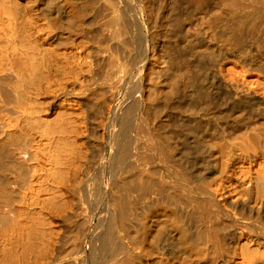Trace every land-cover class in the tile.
<instances>
[{
    "label": "bare ground",
    "instance_id": "bare-ground-1",
    "mask_svg": "<svg viewBox=\"0 0 264 264\" xmlns=\"http://www.w3.org/2000/svg\"><path fill=\"white\" fill-rule=\"evenodd\" d=\"M0 264H264V0H0Z\"/></svg>",
    "mask_w": 264,
    "mask_h": 264
}]
</instances>
